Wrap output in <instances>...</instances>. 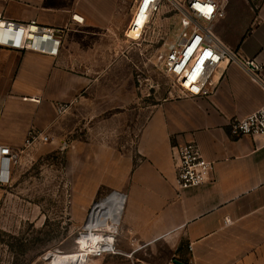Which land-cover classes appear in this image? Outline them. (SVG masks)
<instances>
[{"label":"crops","instance_id":"0c3cea01","mask_svg":"<svg viewBox=\"0 0 264 264\" xmlns=\"http://www.w3.org/2000/svg\"><path fill=\"white\" fill-rule=\"evenodd\" d=\"M133 9V0H0L2 21L64 29L57 55L0 45V144L20 149L31 128L57 132L77 106L101 126L136 106L122 142L118 129L89 124L80 146L85 180L123 187V202L117 194L100 200L104 223L119 219L117 250L135 255L163 244L170 253L163 264H264V135L236 136L230 126L263 104L264 89L231 63L209 96L141 102L124 45ZM235 50L261 64L264 78V0ZM187 140L212 171L180 188L171 147Z\"/></svg>","mask_w":264,"mask_h":264},{"label":"rangeland","instance_id":"374dc122","mask_svg":"<svg viewBox=\"0 0 264 264\" xmlns=\"http://www.w3.org/2000/svg\"><path fill=\"white\" fill-rule=\"evenodd\" d=\"M260 1L222 0L224 15L213 27L222 42L235 49L254 22ZM186 32L181 13L165 3L138 39L124 36V45L129 46V81L141 102L154 103L177 96L172 78L163 72V60L168 49ZM79 107L63 121L59 131L45 132L50 137L48 141L14 150L9 181L0 186V264H46V253L74 250L92 208L101 209V199L117 194L123 202V187H94L85 180L80 146L88 141L89 124L95 129H118L122 142L137 107L128 106L129 114L123 121L102 126L99 122L89 123ZM113 222L115 236L119 219L104 223L105 227L95 232L109 235L107 226ZM112 247L100 254H86L78 264H163L170 254L160 244L131 255L130 251L117 250L115 238Z\"/></svg>","mask_w":264,"mask_h":264},{"label":"built area","instance_id":"2783aa9c","mask_svg":"<svg viewBox=\"0 0 264 264\" xmlns=\"http://www.w3.org/2000/svg\"><path fill=\"white\" fill-rule=\"evenodd\" d=\"M134 9L129 26L141 32L165 3L183 16L188 32L171 46L163 60V72L172 78L177 96H209L223 79L227 65L242 66L250 77L264 89L262 65L242 59L234 48L226 45L214 32L215 22L223 17L222 0H133ZM73 20L79 21L77 16ZM4 22L6 25H1ZM64 29L41 25L35 21L12 23L0 20V45L18 50H35L57 55ZM133 39V38H131ZM134 40V39H133ZM65 104H57L62 113ZM231 133L241 135H264V102L255 111L231 121ZM45 132L31 128L27 131L22 147L49 140ZM175 167V182L180 188L198 186L210 179L212 162L205 159L197 143L187 140L171 147ZM15 156L8 145L0 144V186L9 181L10 163ZM113 248V247H112ZM110 250V249H109ZM112 250V249H111Z\"/></svg>","mask_w":264,"mask_h":264},{"label":"bare ground","instance_id":"6f19581e","mask_svg":"<svg viewBox=\"0 0 264 264\" xmlns=\"http://www.w3.org/2000/svg\"><path fill=\"white\" fill-rule=\"evenodd\" d=\"M126 33L130 35V38L138 39L140 31L129 26ZM103 226L105 227L102 212L95 206L84 223L85 231L79 235L76 248L66 253L59 251L46 253L44 256L46 264H78L86 254H100L103 251H108L113 244L114 236L111 233L115 231V227L114 225L107 226L110 233L107 236L95 232Z\"/></svg>","mask_w":264,"mask_h":264},{"label":"water","instance_id":"95a60500","mask_svg":"<svg viewBox=\"0 0 264 264\" xmlns=\"http://www.w3.org/2000/svg\"><path fill=\"white\" fill-rule=\"evenodd\" d=\"M173 262H174L175 264H188V263H184V262H182V261H180V260H177V259H174Z\"/></svg>","mask_w":264,"mask_h":264}]
</instances>
